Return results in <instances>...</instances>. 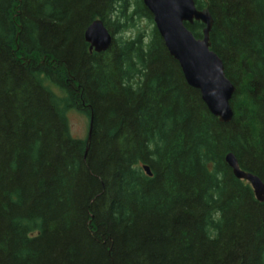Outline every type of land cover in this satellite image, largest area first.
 I'll return each instance as SVG.
<instances>
[{"label":"trees","instance_id":"obj_1","mask_svg":"<svg viewBox=\"0 0 264 264\" xmlns=\"http://www.w3.org/2000/svg\"><path fill=\"white\" fill-rule=\"evenodd\" d=\"M193 1L235 88L228 124L142 0H0V264H264V202L225 163L264 184V0ZM95 20L113 37L100 54Z\"/></svg>","mask_w":264,"mask_h":264},{"label":"water","instance_id":"obj_2","mask_svg":"<svg viewBox=\"0 0 264 264\" xmlns=\"http://www.w3.org/2000/svg\"><path fill=\"white\" fill-rule=\"evenodd\" d=\"M152 16L153 25L170 57L178 64L186 84L198 91L208 112L219 123L228 124L233 118L230 107L234 86L227 80L221 60L210 50L209 33L213 21L207 9L197 10L193 0H142ZM204 26L202 38L195 39L186 25ZM89 51L104 53L112 46L113 37L100 20L93 21L84 32ZM91 121L87 140L90 139ZM227 167L235 179L249 184L257 202H264V184L238 166L235 157L227 154ZM143 171L151 177L150 170Z\"/></svg>","mask_w":264,"mask_h":264},{"label":"rangeland","instance_id":"obj_3","mask_svg":"<svg viewBox=\"0 0 264 264\" xmlns=\"http://www.w3.org/2000/svg\"><path fill=\"white\" fill-rule=\"evenodd\" d=\"M152 27L148 21H140L136 28H131L126 30L125 33L118 34L116 37L129 38L133 37L137 32H142L143 34L148 33L149 29ZM67 121L69 125V132L74 139L84 140L87 138L89 129V120L87 116L82 115L76 111H70L67 113Z\"/></svg>","mask_w":264,"mask_h":264}]
</instances>
